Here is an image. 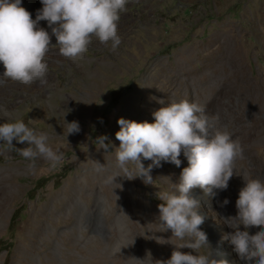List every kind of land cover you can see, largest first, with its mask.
I'll list each match as a JSON object with an SVG mask.
<instances>
[{
    "label": "rangeland",
    "instance_id": "1",
    "mask_svg": "<svg viewBox=\"0 0 264 264\" xmlns=\"http://www.w3.org/2000/svg\"><path fill=\"white\" fill-rule=\"evenodd\" d=\"M21 6L33 20L43 7L40 0ZM38 27L51 37L47 83L0 78V124L23 121L46 134L63 159L53 168L0 143V264H156L187 243L161 230L158 210L159 197L175 191L189 166L183 152L179 167H153L152 183L116 177L123 173L115 166L117 121L154 123L155 111L181 100L202 106L213 130L239 142L242 157L227 190L191 191L207 244L179 251L207 256L209 264H255L234 251L228 224L235 222L226 219L237 215L243 177L264 181V0H128L117 22L120 45L114 50L92 36L75 60L60 54L46 21ZM4 71L0 63V76ZM73 121L80 131L68 135ZM101 136L108 137L107 151L96 141ZM13 147L28 145L14 140ZM127 167L138 174L136 165Z\"/></svg>",
    "mask_w": 264,
    "mask_h": 264
},
{
    "label": "clouds",
    "instance_id": "2",
    "mask_svg": "<svg viewBox=\"0 0 264 264\" xmlns=\"http://www.w3.org/2000/svg\"><path fill=\"white\" fill-rule=\"evenodd\" d=\"M43 7L37 11L35 20L24 7L22 0H0V63L5 71L0 78L31 85L39 81L46 84L48 65L44 62L50 49L49 33L39 28L40 21H46L55 36L62 56L72 60L82 56L91 43L92 36L102 44L111 42L115 50L121 43L117 32L120 13L126 11L128 0H40ZM163 103V101H161ZM3 111L6 120L13 119L7 110ZM205 109L195 102L172 101L152 115L154 123H137L120 118V130L115 133L119 147L115 148L116 168L129 180L143 177L145 183H152L150 172L160 167L161 162L179 167L183 155L188 167L183 168L179 182L174 184L173 193L159 197V227L163 232L171 231L172 236L188 242L176 247L167 260H157L156 264H209L207 256L182 253L181 248L195 251L207 244L206 234L200 231L204 218L198 214L199 203L190 193L199 187L206 195L227 190L233 177L235 161L242 157V149L227 131L213 130ZM68 135L80 131L78 122L67 123ZM67 135V136H68ZM49 137L29 128L23 121L0 124V143L6 145L24 159L34 161L43 158L53 168L63 159V154L54 151L47 143ZM27 143L28 147L17 149L13 141ZM107 136L96 139L104 151L109 150ZM111 144V143H110ZM112 147H114L111 144ZM150 160L147 168L141 162ZM137 166V175L127 166ZM98 170L104 164L97 162ZM115 177V178H116ZM243 177V176H242ZM114 178V179H115ZM114 179H110L113 183ZM245 186L239 191L236 200L237 215L226 221L234 231L228 239L240 259L264 264V230L250 235L247 229H264V181L255 178L245 179ZM229 203L225 199L222 207ZM243 226L244 231L240 230ZM134 242V241H133ZM122 248L117 244L115 252ZM148 256H151L150 253ZM141 261V260H139ZM144 261V260H143ZM141 261V262H143ZM212 264H227L225 260L212 261Z\"/></svg>",
    "mask_w": 264,
    "mask_h": 264
},
{
    "label": "bare ground",
    "instance_id": "3",
    "mask_svg": "<svg viewBox=\"0 0 264 264\" xmlns=\"http://www.w3.org/2000/svg\"><path fill=\"white\" fill-rule=\"evenodd\" d=\"M1 181H2V177L0 176V183H1ZM0 187H2V186H0ZM3 191H4V187L0 188V192H3Z\"/></svg>",
    "mask_w": 264,
    "mask_h": 264
}]
</instances>
